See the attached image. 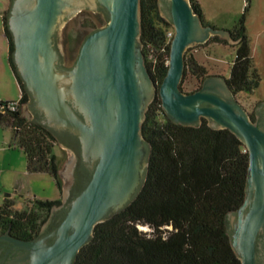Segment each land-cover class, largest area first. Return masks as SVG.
Instances as JSON below:
<instances>
[{"label": "water", "instance_id": "1", "mask_svg": "<svg viewBox=\"0 0 264 264\" xmlns=\"http://www.w3.org/2000/svg\"><path fill=\"white\" fill-rule=\"evenodd\" d=\"M97 1L14 0L8 12L15 64L49 122L56 127L69 126L81 135L83 154L93 168L84 178L75 165L76 182L63 189L62 200L67 207L56 222L52 243L46 242V237L27 240L9 233L0 234V239L27 250L18 261L73 264L97 223L125 208L144 183L149 144L142 123L159 91L172 120L198 125L206 117L214 127L230 128L246 144L250 155L246 197L228 214V232L242 264H257V240L264 230V114L254 120L224 76L209 75L194 91L185 92L181 87L187 48L218 33L235 42L230 30L205 24L190 0H159L160 10L171 20L175 34L169 69L158 88L140 41L141 0H99L110 12L109 22L86 35L73 68L61 69L57 64L61 57L58 27L84 7L96 8ZM71 102L83 111L85 121ZM25 105L22 114L28 119ZM28 105L34 113L30 120L39 121ZM57 137L77 152L79 167L80 153ZM60 208L54 205L50 215ZM58 216L55 214L56 219ZM48 226L46 221L42 228Z\"/></svg>", "mask_w": 264, "mask_h": 264}, {"label": "trees", "instance_id": "2", "mask_svg": "<svg viewBox=\"0 0 264 264\" xmlns=\"http://www.w3.org/2000/svg\"><path fill=\"white\" fill-rule=\"evenodd\" d=\"M190 2L209 24L200 1ZM140 10L142 50L159 88L169 69L171 40L167 32L171 22L161 15L159 0H141ZM5 29L10 64L22 89V105L28 93L14 61L15 42L6 15ZM230 32L236 55L226 80L236 96L252 95L262 77L254 66L244 16ZM210 40L228 43L213 35L200 45ZM189 49L182 82L190 74L203 83L209 70ZM0 124L11 128L13 142L25 154L28 173L49 175L61 190L57 136L51 129L22 116L21 110L4 114ZM142 132L149 144V157L141 189L125 208L97 223L73 264H242L228 232V214L246 197L250 163L246 144L230 128L214 127L206 117L198 125L172 120L159 91L146 110ZM17 197L22 195L7 193L1 202L0 233L34 239L60 198H35L32 205L28 202L20 209Z\"/></svg>", "mask_w": 264, "mask_h": 264}, {"label": "rangeland", "instance_id": "3", "mask_svg": "<svg viewBox=\"0 0 264 264\" xmlns=\"http://www.w3.org/2000/svg\"><path fill=\"white\" fill-rule=\"evenodd\" d=\"M199 1L202 5L205 20L217 28L227 30L234 29L235 25L238 24L239 20L244 16V25L246 27V35L249 39L251 52L254 57V66L260 73L262 79L258 90L254 94H239L236 97L248 112L253 111L254 114V109L257 104L264 100V0ZM8 12L9 8L5 13L7 21ZM160 13L171 22L168 17L162 14L161 10ZM103 23V20L93 11V8L84 7L81 11L70 15L58 27V50L67 67L74 64L86 35L91 32L95 26ZM173 28L174 25L171 22L168 31ZM216 35L226 39L228 43L224 44L210 40L203 45L199 43L197 47H193L195 45L190 46L187 50L190 48L189 53H194L197 61L208 68L210 75L229 77L230 66L236 55L235 48L232 47V44L235 42L229 41L227 36H221V33ZM212 36L213 35H211L209 39ZM230 37L234 40L232 35H230ZM181 83V87L185 92L194 91L202 85V83H199V81L190 74L186 76L185 80ZM8 90L9 91L5 93L2 99L6 101H18L21 95L20 90H17L16 87H9ZM25 103V110L30 113L28 119H33L34 113L29 108L28 101L21 105V114ZM22 116L24 115L22 114ZM160 118L163 117L160 116ZM55 151L60 162L62 180L61 190L58 189L54 179L47 174L31 176L26 174V159L23 151L16 147V144L12 140L10 130L5 129V126H0V205L7 193H19L22 195V197L16 198L17 208L20 209L27 207L28 202L32 205L35 198H60L61 202L56 206L62 204L63 189L70 188L76 182L74 167L78 154L73 149L61 143L58 137ZM8 168L15 169L16 172L15 170L11 171L12 169L8 170ZM2 170H4V173ZM15 173L20 176V180H18L16 184ZM50 213L51 211L42 222L41 227L48 220ZM140 228L144 230L149 229L148 226L144 225H140Z\"/></svg>", "mask_w": 264, "mask_h": 264}, {"label": "flooded vegetation", "instance_id": "4", "mask_svg": "<svg viewBox=\"0 0 264 264\" xmlns=\"http://www.w3.org/2000/svg\"><path fill=\"white\" fill-rule=\"evenodd\" d=\"M13 1L14 0H9V2H10L9 12L11 10V5H12ZM93 11L98 14V16L101 18V20H103L104 23L101 24V25L95 26L94 29L91 32H93L94 30L106 25L109 22V20H110V12H109V10L99 0L97 1V7L93 8ZM91 32H89V34ZM56 42H57V37L54 34V44ZM81 47H82V45H81ZM80 50H81V48H80ZM79 54H80V51H79ZM79 54H78L74 64L71 65V68H73L76 65L78 57H79ZM14 60H15V58H14ZM57 64L61 67V69L62 68H67L66 63L62 61V57L58 58ZM16 66H17V64H16ZM17 70H18V72H19V74H20V76H21V78H22V80L24 82L25 89H26V91L28 93V100L27 101L29 102L30 107L34 108L35 114L37 115V119L42 124H44L49 129H51V131L56 136H59L62 140L66 141L67 143L71 144L74 148H76L77 151L82 156V158H81L82 161H79V164H80L79 167L77 166L78 162L76 163L77 164L76 168L78 169V171H80V177L82 175L85 178V173H87V172L89 173L90 169H92L93 167L91 165L90 160H88L83 154L84 146H83V141H82L81 135L75 129H73V128L69 127V126L61 125V126L56 127V126H54L53 124H51L49 122V120H48L49 117H48L47 113L45 112V110L43 108H41L39 106V104L36 101V98H35L32 90L29 88V86L27 84V81L25 80V78L23 77L21 72L19 71L18 67H17ZM73 106H74L75 110L77 111V113L80 115V117L85 121L86 117H85L83 111H81L74 104H73ZM260 113H262V115L264 114V100L261 101L260 104L254 109V114H253V111L249 112L250 116L254 120H256L259 117ZM4 114H8V113H4ZM27 116H29V115H27ZM87 178L88 177H86L84 183H86ZM79 189H80V187L76 188L75 190L79 191ZM60 205H61V208L58 209L59 211H54V212L52 211L53 214H51L49 219L47 220V222H49V226H48L49 228L47 227L46 229L45 228L43 229L41 227L38 235L35 237L36 239L41 238V237H46V242H48V243H52L55 240L54 232H55V230H57L55 228L56 222L60 219V217L62 216V214L64 213V211L66 210V207H67V205L64 204V203H62ZM55 214L59 215L57 219L55 218ZM54 221H55V223H54ZM257 241H258L257 242V253H258L257 264H264V230L260 232ZM26 251L27 250L25 248H22V247H20V246H18L16 244H14L10 240L0 239V257H1L0 258V264H27V262L18 261L19 260L18 257L23 255Z\"/></svg>", "mask_w": 264, "mask_h": 264}, {"label": "crops", "instance_id": "5", "mask_svg": "<svg viewBox=\"0 0 264 264\" xmlns=\"http://www.w3.org/2000/svg\"><path fill=\"white\" fill-rule=\"evenodd\" d=\"M9 5H10L9 0H0V6H1L0 7V100H3V101L5 100L2 98H4L5 93L9 91L8 90L9 87L10 88L16 87V89L20 90V93H22L20 82L14 70L12 69V66L9 60L10 45H9V40H8L6 29H5V15H6L5 13H6V10L9 8ZM3 115L4 114L2 113L0 117H2ZM0 126L2 127L5 125L0 124ZM5 129H9L11 132V135H13L10 127L5 126ZM11 169L8 168V170H11ZM13 170L15 169H12L11 171ZM2 171L4 173V170ZM26 174L28 176L37 175V174H29L27 171V167H26ZM14 175L16 177V180H15V184H16V182L20 180L19 178L20 176L17 173H15ZM38 175H41V174H38Z\"/></svg>", "mask_w": 264, "mask_h": 264}, {"label": "built area", "instance_id": "6", "mask_svg": "<svg viewBox=\"0 0 264 264\" xmlns=\"http://www.w3.org/2000/svg\"><path fill=\"white\" fill-rule=\"evenodd\" d=\"M175 34V29L169 30L167 32V38L169 40H172L173 36ZM21 104H20V98L18 101H3L0 100V111L4 113H11L15 112L17 110H20Z\"/></svg>", "mask_w": 264, "mask_h": 264}]
</instances>
